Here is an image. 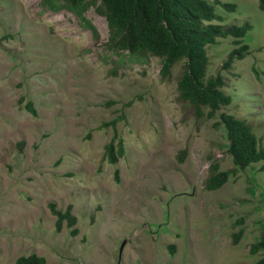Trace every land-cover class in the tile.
<instances>
[{
  "label": "rangeland",
  "instance_id": "obj_1",
  "mask_svg": "<svg viewBox=\"0 0 264 264\" xmlns=\"http://www.w3.org/2000/svg\"><path fill=\"white\" fill-rule=\"evenodd\" d=\"M206 1L223 17L213 24L252 25L240 46L228 38L207 48V77L221 72L233 99L214 119L179 100L183 63L163 80L156 58L129 65L112 56L93 6L85 16L99 39L44 0H0V264L32 254L46 264L257 262L249 249L264 232V161L217 191L204 186L212 162L233 168L225 128L214 127L221 114L250 124L264 149V11L258 0ZM242 46L245 58L222 71ZM121 115L125 156L111 165L104 147L114 133L102 126ZM50 203L72 205L76 226L57 232Z\"/></svg>",
  "mask_w": 264,
  "mask_h": 264
},
{
  "label": "trees",
  "instance_id": "obj_2",
  "mask_svg": "<svg viewBox=\"0 0 264 264\" xmlns=\"http://www.w3.org/2000/svg\"><path fill=\"white\" fill-rule=\"evenodd\" d=\"M218 4L226 11L235 10V5ZM258 4L259 10L264 11V0H258ZM92 6L105 19L109 31L106 49L112 56H117L121 64L144 65L150 58H156L161 62V78L167 80L175 65L183 63L177 84L178 98L193 108L197 118L214 119L219 111L232 104V97L224 91L226 81L222 73L207 77V48L216 45L218 40L228 38L235 39V44L240 46L252 30V25L245 23L223 28L213 24L222 22L223 17L216 14L214 7L206 0H44L45 10L73 15L79 19L81 28L99 39L97 27L85 16ZM247 50V46L233 50L222 71L231 69L235 61L243 60ZM24 109L32 116L37 114L31 102ZM123 119L124 115H121L102 126L112 127L114 133L111 142L104 147L103 160L111 165L117 164L125 156L123 140L117 133V124ZM217 125L225 128L229 142L227 152L233 168L221 171L219 164L212 162L204 186L208 192L221 189L239 171L264 161V149L253 127L245 120L223 113L214 127ZM185 154L186 151L181 153ZM261 169L264 171V165ZM47 208L56 219L57 232L62 230L64 223L68 228L76 226L77 218L72 214V205H68L65 211L59 210L53 203L48 204ZM78 234L77 229L71 231L72 236ZM242 236V230L235 233L233 244H237ZM170 250L173 253V247ZM249 253L260 256L255 264H264V232L250 246ZM15 264H46V259L32 254L18 258Z\"/></svg>",
  "mask_w": 264,
  "mask_h": 264
},
{
  "label": "water",
  "instance_id": "obj_3",
  "mask_svg": "<svg viewBox=\"0 0 264 264\" xmlns=\"http://www.w3.org/2000/svg\"><path fill=\"white\" fill-rule=\"evenodd\" d=\"M124 245H125V244H123V245H122V247H121V251L123 250V248H124Z\"/></svg>",
  "mask_w": 264,
  "mask_h": 264
}]
</instances>
